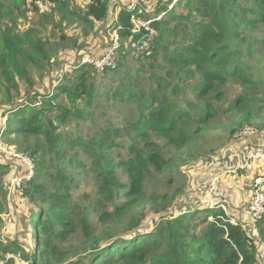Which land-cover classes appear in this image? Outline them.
Returning a JSON list of instances; mask_svg holds the SVG:
<instances>
[{
	"label": "trees",
	"instance_id": "obj_1",
	"mask_svg": "<svg viewBox=\"0 0 264 264\" xmlns=\"http://www.w3.org/2000/svg\"><path fill=\"white\" fill-rule=\"evenodd\" d=\"M44 1L21 0L23 5L30 2L35 12H38L39 3ZM109 1L90 0L83 15L71 7V3L74 4L72 0H46V3L50 5L48 14L59 12L62 18L75 16L90 28L100 23L109 27L110 32L115 29L120 40L129 37L131 43L137 42L140 36H133L130 32L129 19L137 16L136 9L132 10V0L121 1L115 18L110 12L113 6L109 7ZM168 1L171 3L173 0ZM245 1L252 3V7L248 10L245 7L238 8L241 12L239 14L234 11L235 8L232 9L236 0H177L176 6H182L184 13H175L172 10L167 17L153 24L156 32L154 43L148 52L137 55L136 59L150 61L149 70L154 67L162 68L163 73L157 74L152 70L148 79L152 80L155 89L143 93L134 91L131 87L133 69L126 68L123 72L119 84L125 88L128 100H135L137 117L130 125L127 156L118 162L110 155L115 144L109 140L111 135L117 134L116 130L101 129V137L96 141H65L57 133L58 127L53 124L54 120L68 123L73 115L83 117L85 108H82L83 114L81 110L70 111L68 102L74 104L79 100L87 107L100 96L95 81L90 77V66H73L71 69L75 75L72 79L62 75L57 92L52 97L43 95L39 108L34 107L32 101L28 100L17 110L11 111L13 121L6 127L5 132L15 136L20 142L17 149L28 155L33 165V174L21 181V197L36 209L32 211L29 219L32 248L27 251L16 241L7 242L4 246L0 243V264H12L13 258H7L9 256H15L26 264H258L257 248L242 226L231 224L221 211L209 209H204L206 217L201 221L204 228L196 234L189 233L190 226H194L191 223L194 213H190L186 223H182V218L175 219L166 228H156L152 233H146L140 228L141 219L127 223L126 229L129 233L125 236H114L109 231L93 239L86 233L85 236L90 241L86 244L82 257L76 260L73 254L56 253V247L51 244L53 238L61 240L78 228L87 231L90 227L83 213L77 211V207L68 205L67 194H61L67 189V178L63 170L76 160V154L66 159L68 150L79 146L90 158L91 170L99 180L103 196L113 207L109 217L120 223L128 216V210L133 204L132 198L139 192L142 180L152 169L160 171V165L164 163L158 150H148L151 134L166 140L167 146L181 149L195 135V131L194 135L186 131L188 123L204 125L212 112H215L211 104H207L202 115L192 117L187 111L175 107L166 95L167 89H170L172 95L190 92L198 100L208 97L211 101L220 102L225 97L221 86L227 80L238 82L244 88L258 86L260 81L256 76L264 75V38L254 40L247 33L260 30L264 34V0ZM6 2L15 6L20 0H0V6ZM162 9L160 5L157 11ZM40 11V14H44L42 12L46 10ZM245 13L253 15L254 18L246 19ZM148 17L149 15L144 16L146 19ZM99 27L97 25L98 29ZM27 45L31 51L24 49V40L13 35L12 29H7L0 35V76L6 92L17 89L14 74L27 79L26 66L30 63L38 67L39 60L45 59L41 57V53L33 51L28 42ZM31 45L34 49L35 45ZM171 46L173 50L169 51ZM122 52L123 47L119 54L123 61L132 50L125 55ZM159 52L166 63L160 67L154 65V59ZM121 67L119 62L111 72L120 73ZM141 72L143 70L136 69L135 75L144 78ZM195 75L199 76L198 81L187 84V80L194 79ZM175 82L177 85H173ZM60 96L65 97L66 101H61L54 109L50 103ZM247 102L248 96L244 92L229 104L227 111L242 112L245 124L251 126L248 115L243 113ZM261 128L264 129V125ZM137 141L143 142V147ZM55 161L60 163V167L51 185L52 191L48 192L46 177L50 175L49 169L54 166L52 164ZM4 170L0 165V192L3 188L1 175ZM118 171L127 178V184L117 178ZM27 174L29 172L25 170L21 176H28ZM249 187L248 185V190ZM1 210L0 204V212ZM72 215L78 218L76 222L72 220ZM209 217L213 220L210 223L207 221ZM255 225V236L264 252V215L251 228ZM187 238L196 241V248L190 246Z\"/></svg>",
	"mask_w": 264,
	"mask_h": 264
},
{
	"label": "rangeland",
	"instance_id": "obj_2",
	"mask_svg": "<svg viewBox=\"0 0 264 264\" xmlns=\"http://www.w3.org/2000/svg\"><path fill=\"white\" fill-rule=\"evenodd\" d=\"M121 1H109V7L113 6V10L110 9V12L114 18L121 7ZM72 2L74 4L71 3V7L82 14L86 12L85 8L90 0H72ZM167 2L168 0H132V10L136 9L137 16L131 17L129 21L132 19L145 20L144 16L148 15L147 13L152 15L159 9L160 5L164 7ZM234 4L232 9L235 8L234 11L239 14L241 12L238 11V8L245 7L248 10L252 7V3L245 0H236ZM49 7L50 5L46 3V0L39 3L38 12L33 11L30 2L23 5L21 0L15 6H10L7 2L0 6V35L3 31L12 29L13 35L24 40L25 50L31 51L28 48V42L33 51L41 53V57L45 58L39 60L38 67L30 63L26 66L27 79L14 74L16 90L4 91L5 87L0 76V165L5 168L1 175L4 189L2 188L0 192V204L2 206L0 243L4 246L7 242L16 241L27 251L32 248L29 219L32 211L36 208L21 197L20 187L21 181L31 176L33 165L28 155L17 149L16 146L20 142L15 136L5 132L6 127L13 121L11 111L17 110L20 105L28 100L32 101L31 104L34 107L39 108L43 102L41 98L43 95L52 97L57 92V87L63 79L61 78L62 75L72 79L75 74L71 68L78 65L77 63L82 57L102 55L103 51L112 44L113 37L109 27L98 23L90 28L75 16L62 18L59 12L53 11V13L48 14ZM41 9L46 10L42 12L44 14H40ZM172 10L175 13H184L185 11L182 6L177 7L176 4ZM245 17L246 19L254 18L248 13H245ZM97 25H100L99 29ZM250 35L254 37V40L264 38L262 37L264 34L260 30L247 33V36ZM38 40L40 41L39 44L37 43ZM31 44L35 45L34 49ZM119 44L123 47L122 55L130 53L134 45L130 42L129 37L121 39ZM172 50L173 46L170 47L169 51ZM119 54L120 50L116 60L117 63L122 64L119 69L120 73L110 72L109 74L98 75L94 73L95 70L91 69L90 77L95 81L100 91V96L93 101L91 106L84 107L79 100L74 104L68 102V106L66 105L70 111L81 110L82 114L84 112L82 108H85L83 117L78 118V116L73 115L68 123H58L55 120L53 122L58 127L57 133L61 134L65 141L73 139H80L81 141L93 139L96 141L101 137L99 133L101 129L116 130L117 134L111 135L109 140L115 144L110 155L117 162L127 156V147L130 145L129 137L131 135L130 125L137 117L135 100L129 101L128 95L124 92L125 88L123 89L119 84L123 72L126 68L133 69L130 77L131 87L134 88V91H142L143 93L152 92L155 89L152 80L148 79L152 75L150 74L151 71L154 70L157 74L163 73L162 68L154 67L149 70L150 61L137 60L133 51L123 61L119 58ZM255 59L257 58L255 57ZM154 60V65L159 67L166 64L161 52ZM136 69L143 70L141 73L144 78H138L135 75ZM198 79L199 76L195 75L194 79L187 80V84H193ZM256 79L260 81L258 86L250 88H244L238 82L227 80L221 86V91L225 93V97L220 102L211 101V98L208 99V97L204 100H198L190 92L172 95L170 89L166 90L167 97L174 103L175 107L187 111L192 117L202 115L207 104H211L215 112H212L204 125L196 122L188 123L186 131L190 135H194L195 131V135L181 149L167 146L166 140L151 134L148 150H158L164 163L160 165L162 167L160 171L152 169L150 174L142 180L139 192L132 198L133 204L128 210V216L124 221L119 220L120 223L109 217L113 212V207L111 203L106 202L105 196H103L99 180L91 170L90 158L79 146L73 150H68L66 159L76 154V160L63 170L67 178L65 182L67 189L61 194H67L68 205L77 207V211H81L87 218L90 227L87 231H81L78 228L74 232L66 234L61 240L53 238L51 244L56 247V253L73 254L75 260L79 259L85 252L86 244L90 241L88 237L94 239L109 231L113 232L114 236H125L129 233L126 229L127 223L137 219H141L140 228L144 232L152 233L156 231V228H166L175 219L182 218V223H186L187 216L194 213L191 220L194 226H190L189 233L196 234L204 228V224H201V221L206 217L204 209H209L221 211L233 225L240 224L257 248L258 264H264V252L255 236L256 225L251 228V220L246 209L248 203V189L246 187L251 184L250 180L254 175L251 173L252 169L239 171L233 176L228 175L221 178L214 186L209 185L213 174L214 176L219 175L224 168L240 164L238 162L246 155L244 154V157L241 155L244 149L259 148L257 143L262 139L260 134L241 140L235 139V135L244 128L256 130L258 133L264 131L261 128L264 125V75L256 76ZM173 85H177V83L175 82ZM180 85L183 87V84ZM244 92L248 96V102L243 113L248 115L251 126L245 124L246 120L242 118V112L227 111L229 104ZM61 101H66L65 97L60 96L50 104L55 109ZM12 139L15 140L14 143ZM137 143L143 147V142L137 141ZM214 156L215 158L211 159ZM217 158L222 159V167L210 168L217 162ZM255 164L258 166L259 163ZM52 165L54 166L49 169L50 175L46 177L48 192L52 191L51 185L57 175L60 163L55 161ZM205 166L208 168H204ZM25 170L29 174H27L28 178L23 179L24 175H21ZM116 174L121 182L128 183L124 174H121L120 171ZM239 193L244 198H241ZM205 201H210L212 208H209V205L204 203ZM215 202L218 206L212 204ZM243 205L245 210H243ZM77 211L75 210V214ZM71 218L74 222L78 220L75 215H72ZM207 221L210 223L213 220L209 217ZM242 222L245 224L243 225ZM86 233L88 237L85 236ZM186 240L193 249L196 248V241L193 242L190 238ZM7 258H13L12 264H26L15 256Z\"/></svg>",
	"mask_w": 264,
	"mask_h": 264
},
{
	"label": "built area",
	"instance_id": "obj_3",
	"mask_svg": "<svg viewBox=\"0 0 264 264\" xmlns=\"http://www.w3.org/2000/svg\"><path fill=\"white\" fill-rule=\"evenodd\" d=\"M176 1L177 0H173L171 3H169L168 1L167 3H165L164 7L162 5L163 9L160 12L156 10L152 15H149V13H147L149 15L148 19H132L131 21H129L131 26V34L133 36H140L138 41L133 45V55L137 56L141 53L149 51L156 35L153 24L160 22L170 11H172L173 6L176 4ZM111 34H113L112 44L103 52L102 55L97 57H82L77 63L78 66H90L100 75L107 74L114 70L117 64V53L121 49V46L119 44L120 39L118 37L117 31L114 29ZM256 134H260L262 136V139H260L257 143V146H259V148L244 149L241 155L243 157L244 154L246 155L240 162H238L240 164L224 168L222 173L219 175L214 176L213 174L212 178L210 179L211 182H209V185L214 186L223 177H226L228 175H236L237 172L242 170L246 171L248 168L252 169L254 175L251 179V184L247 193L248 203L246 207L252 226L255 223L261 221L264 215V131L258 133L256 130L244 128L235 135L236 140H241L245 137H253ZM213 158H215V156L211 159ZM221 160L222 159L217 158V162H215L210 168L216 169L218 166L222 167ZM218 162L220 163L218 164ZM255 163H259L258 166H256ZM204 168L208 167L205 166ZM32 174L33 173L31 172V175ZM24 178H28V176L23 177V179ZM204 203L208 204L209 208H212L210 201H205ZM212 204L218 206L217 202ZM221 207L224 208L223 206Z\"/></svg>",
	"mask_w": 264,
	"mask_h": 264
},
{
	"label": "crops",
	"instance_id": "obj_4",
	"mask_svg": "<svg viewBox=\"0 0 264 264\" xmlns=\"http://www.w3.org/2000/svg\"><path fill=\"white\" fill-rule=\"evenodd\" d=\"M251 173H254V172L251 171ZM250 181H251V180H250ZM246 188H247V187H246ZM239 196L241 197L240 193H239ZM242 197L244 198V196H242ZM242 197H241V198H242ZM233 202H234V201H233ZM243 210H245V209H244V205H243Z\"/></svg>",
	"mask_w": 264,
	"mask_h": 264
}]
</instances>
